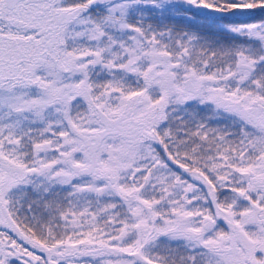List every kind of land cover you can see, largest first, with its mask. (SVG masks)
<instances>
[{"label":"snow or ice","instance_id":"6c2138e0","mask_svg":"<svg viewBox=\"0 0 264 264\" xmlns=\"http://www.w3.org/2000/svg\"><path fill=\"white\" fill-rule=\"evenodd\" d=\"M0 264H264V0H0Z\"/></svg>","mask_w":264,"mask_h":264}]
</instances>
